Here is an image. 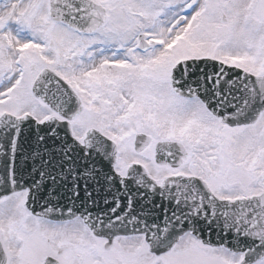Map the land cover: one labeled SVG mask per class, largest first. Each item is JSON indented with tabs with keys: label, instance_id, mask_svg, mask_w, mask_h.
I'll list each match as a JSON object with an SVG mask.
<instances>
[{
	"label": "snow or ice",
	"instance_id": "obj_1",
	"mask_svg": "<svg viewBox=\"0 0 264 264\" xmlns=\"http://www.w3.org/2000/svg\"><path fill=\"white\" fill-rule=\"evenodd\" d=\"M0 264H264V0H0Z\"/></svg>",
	"mask_w": 264,
	"mask_h": 264
}]
</instances>
